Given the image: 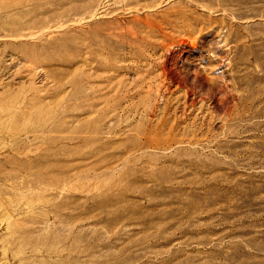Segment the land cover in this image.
I'll return each mask as SVG.
<instances>
[{
  "label": "rangeland",
  "instance_id": "1",
  "mask_svg": "<svg viewBox=\"0 0 264 264\" xmlns=\"http://www.w3.org/2000/svg\"><path fill=\"white\" fill-rule=\"evenodd\" d=\"M0 264H264V0H0Z\"/></svg>",
  "mask_w": 264,
  "mask_h": 264
},
{
  "label": "bare ground",
  "instance_id": "2",
  "mask_svg": "<svg viewBox=\"0 0 264 264\" xmlns=\"http://www.w3.org/2000/svg\"><path fill=\"white\" fill-rule=\"evenodd\" d=\"M251 248V247H250Z\"/></svg>",
  "mask_w": 264,
  "mask_h": 264
}]
</instances>
